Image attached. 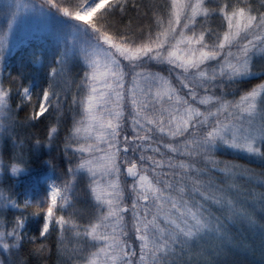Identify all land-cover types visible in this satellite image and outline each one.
Segmentation results:
<instances>
[{"label":"snow or ice","instance_id":"6c2138e0","mask_svg":"<svg viewBox=\"0 0 264 264\" xmlns=\"http://www.w3.org/2000/svg\"><path fill=\"white\" fill-rule=\"evenodd\" d=\"M43 5L61 47L48 64L33 61L27 86L5 77L0 36V185L29 177L22 203L14 184L0 186V253L27 249L38 264L53 255L56 264H221L243 244V230L264 240V191H256L264 189V0ZM20 7L0 0L8 29ZM77 57L85 67L69 98L61 85ZM45 120L49 147L65 130L67 168L61 179L45 161L49 170L36 183L13 132ZM42 143L35 138L31 147ZM226 152L235 158H218ZM85 180L84 196L95 203L81 224L74 193ZM41 185L46 207L32 199ZM33 206L42 215L30 235L24 211Z\"/></svg>","mask_w":264,"mask_h":264},{"label":"trees","instance_id":"16d2710c","mask_svg":"<svg viewBox=\"0 0 264 264\" xmlns=\"http://www.w3.org/2000/svg\"><path fill=\"white\" fill-rule=\"evenodd\" d=\"M43 4V0H40ZM143 4L147 6V9H151L155 4L162 2V0H142ZM254 3L258 6L259 0H254ZM47 6V5H44ZM48 8V6H47ZM55 12V10H51ZM58 14V13H57ZM134 15V12L132 13ZM95 18V17H94ZM93 18V19H94ZM116 20H112V23H116ZM146 23V21H144ZM220 21L217 20L214 22L213 26H216L219 24ZM74 67L72 75L77 74L80 69V65H73ZM31 64H21L18 62L12 63V65L8 68V72H11L13 77H20V80H18L16 83H23L25 86H27L28 80L31 79ZM166 66H156L153 67V71H161L163 75H167V72L164 70ZM7 73L5 74V77H7ZM23 73V75H21ZM77 77V76H76ZM80 75L78 76V78ZM259 81H253V83H257ZM6 86H9L6 82ZM228 99H232L231 96L228 97ZM26 111L30 114V109H27ZM19 118L22 120L24 118V113L19 114ZM50 120L52 122H55V115H53ZM71 122V116L69 115L67 123L70 125ZM35 124V127H27V126H19L15 128L13 135H15L19 140L24 141V147L25 152L28 156V164L22 165V167L27 168L29 172L32 174V178L34 182L39 183V176H42L43 174L47 173L49 170V166L45 164V161L52 160L54 164H56V174L61 179L63 178V171L67 168V161H64L61 163L63 159V138L65 135V130L62 128L59 134L58 139L53 143L51 147L47 145L46 142V134H45V127L49 124V120H45L43 124H40L38 122H32ZM35 138L41 139L43 142L39 149L32 148L31 145ZM9 153H11V143L9 142L8 145ZM219 159H234V155H232L230 152L222 153V155L218 156ZM239 163H247L245 160H238ZM253 164H250V167L255 168L257 171H260L261 165L259 163H256L255 161H250ZM124 177V176H123ZM124 179H122V184L124 183ZM19 184H17V181L14 180V178L7 183H4L0 186H3L5 188L9 187L11 184H14L15 187H13V191L17 194H22L25 192L26 184L29 181V177L23 176L20 180H18ZM87 181L81 182L80 185L77 186L74 195L77 198V207L84 210L83 217H76V219H79L81 221H86V216L90 212V203H88V200L85 198L84 193L82 189L84 188ZM46 185H41V190L38 194L33 195L32 199L33 201H39L41 202V207H46V201H45V189ZM257 192L264 191L262 188H257ZM21 199V203L24 199ZM70 210V209H69ZM71 211V210H70ZM15 215H19L18 211H14L11 215L6 216V219L8 221H11ZM24 215L28 217V231L30 235L36 234L35 230L37 227H39L40 221H41V215L40 210L33 206L28 210L24 211ZM237 230L234 229V232ZM240 235L244 238L243 244L240 247H237L233 249L231 254L224 258L221 262V264H264V240L261 239L258 232H250L247 230H243L240 232ZM56 237H53L55 239ZM0 259L5 260V264H19L21 260L27 261V264H38L37 258L34 256L28 255V250L25 249L23 252H21L19 255H14L13 257H8L6 253H0ZM48 264H56V258L53 255L51 259H49Z\"/></svg>","mask_w":264,"mask_h":264},{"label":"rangeland","instance_id":"374dc122","mask_svg":"<svg viewBox=\"0 0 264 264\" xmlns=\"http://www.w3.org/2000/svg\"><path fill=\"white\" fill-rule=\"evenodd\" d=\"M3 2L12 3L13 0H3ZM19 3L21 4V7L17 14V20L11 29H8L7 26L8 20L10 19L8 11L0 10V36L4 37L6 63L8 66L10 67L13 61L21 64H31L30 68L32 75V73L37 71L33 61L39 57L45 64H48L52 59V55L60 50L61 45L58 43L57 38L53 33L51 20L44 14L49 11L47 6L43 5L42 11V2L40 0H19ZM12 10L14 11L15 9L13 8ZM93 18L94 16L87 17L86 19L91 21ZM256 59L259 60V56H257ZM76 64L81 66L78 75H72V69L69 76L62 81L61 85L69 93V98L72 94L76 93V84L80 81V77L78 78V76H82L85 67L83 61L79 57L73 62V65ZM73 67L74 66H72V68ZM8 68L4 75L9 70ZM127 79L130 80V78ZM128 86L130 87L131 85L129 84ZM23 176L24 175L22 174L19 177H15L14 180L18 181ZM123 178L124 177L121 176V183ZM17 184L19 183L17 182ZM20 197L25 199L24 193L18 195V198L21 201ZM88 203L95 202L88 201ZM59 214L67 215L68 213L61 211ZM87 217L88 215L86 216V221H81L79 219L76 220L78 223L85 224L87 223Z\"/></svg>","mask_w":264,"mask_h":264}]
</instances>
